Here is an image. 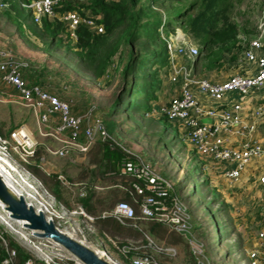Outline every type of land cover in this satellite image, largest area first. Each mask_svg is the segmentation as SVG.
I'll return each instance as SVG.
<instances>
[{
  "label": "built area",
  "instance_id": "1",
  "mask_svg": "<svg viewBox=\"0 0 264 264\" xmlns=\"http://www.w3.org/2000/svg\"><path fill=\"white\" fill-rule=\"evenodd\" d=\"M14 1L23 11L29 12L33 25H40L44 18L48 21L57 19L64 25L67 38L73 43L77 40V30L81 26L95 34L104 33L103 25L98 22L102 19L101 15H94L81 7L89 6L92 0ZM70 6L72 9L67 8ZM8 7V0H0L1 10ZM162 40L167 55L166 72L173 88L169 98L159 105V114L166 121L181 127L184 137L196 154L213 164L228 184L240 182L248 166L264 155V147L256 137L260 127L264 125V99L253 108H246L245 104L251 94L264 90V40L256 39L251 42L237 62L248 70L253 66L254 73L235 74L223 82H212L196 76L194 61L199 56V50L186 34L176 30L167 37L163 36ZM27 67L26 63L16 61L10 50L0 48V86L12 88L16 92L18 98L13 103H18L31 112L39 135L45 139H53L60 145L56 151L46 147L47 153L65 158L72 152L85 154L95 143L108 138L115 143L94 108L83 114L74 113L70 102L60 99L40 84L30 83L25 76ZM198 96L204 101H199ZM43 126L46 129H42ZM232 138L237 141L235 146L230 142ZM36 148L37 143L24 126L12 130L8 138L0 137V162L4 165L2 170L6 169L10 173L14 183L25 186L22 194L13 190L14 193L22 197L36 213H42L62 233L61 228L66 226L73 230L83 228L86 234L97 237L90 226L94 219L86 214L82 206L67 208L25 168L24 164L34 156ZM121 149L133 158L122 163L121 174L135 180L132 189L141 198L137 219L155 220L177 234H189L191 224L186 208L177 196L167 202L172 187L159 179L155 170L139 156ZM57 179L67 190L77 187L80 197L85 198L90 190L86 184L73 183L60 174ZM258 179L259 186L264 189V168L259 172ZM262 202L260 214L264 220V198ZM101 218L113 219L124 226L133 222L136 216L131 205L119 202L111 211L102 213ZM23 223L12 220L3 206L0 208V245L8 254L2 264H12L16 256L15 250L8 248L7 237L14 239L39 264H80L53 241L35 237V233L27 230ZM263 240L264 232H261V244L248 253L246 264H264V251H260ZM79 242L85 244V236ZM148 247H151L150 242ZM129 250L128 246L122 248L124 253ZM101 255L111 260L105 252ZM196 260L198 264H211L205 256L197 257ZM131 262L158 264L153 257L140 255L133 256ZM26 264L36 263L28 260Z\"/></svg>",
  "mask_w": 264,
  "mask_h": 264
},
{
  "label": "rangeland",
  "instance_id": "2",
  "mask_svg": "<svg viewBox=\"0 0 264 264\" xmlns=\"http://www.w3.org/2000/svg\"><path fill=\"white\" fill-rule=\"evenodd\" d=\"M189 1L192 0H165L163 4L155 5L156 10L161 15L162 24L158 29L159 45L164 44L163 36L167 37L175 33L176 30L185 34L182 21L173 18L178 13L179 6L185 5ZM224 1L229 9V18L238 26L234 46L227 47L228 50L230 49L229 52L224 50L221 52L223 62L219 68H216L220 70L216 73L222 74V78L227 79L230 77L231 68L236 67V60L240 53L245 51L254 40H264V0ZM83 6L81 7L83 8ZM8 8L0 9L2 28L0 34L5 38L7 37V43L3 39L7 45L5 49L11 51L14 59L28 65L25 71V76L27 74L29 76L28 81L32 83L36 81V84L46 87L60 99L70 102L74 112L83 114L92 108L97 110V115L102 118L107 132L111 133L110 136L115 140V143L137 156L140 154L139 157L155 170L159 179L172 187L170 193L174 192L173 195L177 196L186 208L191 224L189 234L181 236L167 234L163 242L156 240L153 235H140L139 232L136 237L128 238L133 231H129L128 236L107 238L97 233L98 229L93 222L90 226L97 237L86 234L83 228L73 230L64 226L61 228L63 233L77 241H82V236H85L86 246L100 255L105 252L110 256V261L118 262L117 264L121 263L110 251L108 243H114L118 240L128 242L136 248L140 247L142 242L143 244L147 243L148 247L150 242L151 247L148 248L152 250L151 255L158 264H198L196 258L202 256H205V259L209 260L211 264L248 263V253L260 246L259 234L264 232V220L260 214L264 189L258 184V175L261 170L234 185L228 184L210 162L196 154L184 137L181 127L166 121L159 114V105L169 98L173 88L168 80L167 66L156 69L158 86H156L154 100L152 99L149 105L147 102L140 105L135 113L117 115L114 118H103L102 114L108 112V108L111 107V111H114L112 109L113 101L122 89L120 73L116 72L118 55L113 58L107 75L101 80H94L78 61V58L73 55L75 43L68 40L66 34L62 37L65 42V49L60 48L47 56L39 49L38 39L33 37L30 43L36 46L38 50L33 49V52H29L31 47L25 44L17 32L16 26L12 25L5 15L6 13L11 14L10 8ZM23 14L27 16L29 12L24 10ZM11 16L16 17L14 14ZM50 21L59 22L57 19ZM171 21L174 22V26L168 27ZM30 24L32 25L31 22ZM40 25L35 26L39 27ZM192 42L199 50L202 58L200 63L194 67V72L198 78H204L203 72L210 66L208 53H202L200 45L194 40ZM235 56L234 61L230 60ZM126 60L127 56L123 58L122 65L126 63ZM122 65L119 66V69ZM14 100L15 98H12L7 91L0 89V128L5 133L3 135L7 136L14 128L24 126L32 135V139L37 143L38 148L49 147L56 151L60 145L53 139H45L39 135L34 116L28 109L18 103H13ZM149 106L152 111L150 115L145 116L144 111ZM42 129H46V127L43 126ZM0 137L3 138L1 135ZM10 153L14 158L16 157L12 152ZM42 158L33 163H39L42 172L53 176L52 178H57L60 174L73 183H75L73 173L68 171L80 165L79 176L84 168L88 169V166L92 164L89 153L81 155L72 152L65 158H58L42 151ZM42 164L45 165L42 166ZM3 166L0 162V176H4L6 184L10 185V182H14L10 173L6 169L2 170ZM51 166L64 170L57 174L47 173L46 169ZM90 170H95V168L90 167ZM90 170H87V173L83 171V173L89 175ZM31 175L40 182L32 173ZM87 180L86 182L90 184L91 178ZM14 184L24 191V185L21 183ZM101 184L107 190L113 187L112 180L103 181ZM83 199L85 198L78 197V193H76L74 202L68 203L69 208L74 209L81 205ZM132 224L135 225L133 222H128L124 226L128 227ZM103 230L110 233L108 229L104 228ZM12 240L19 245L14 239ZM262 246L260 251H264V240Z\"/></svg>",
  "mask_w": 264,
  "mask_h": 264
},
{
  "label": "trees",
  "instance_id": "3",
  "mask_svg": "<svg viewBox=\"0 0 264 264\" xmlns=\"http://www.w3.org/2000/svg\"><path fill=\"white\" fill-rule=\"evenodd\" d=\"M164 1L92 0L89 6L83 7L85 11L88 10L94 15H101L102 19L98 22L103 25L104 33L95 34L83 26L78 28L73 55L78 58V61L94 80H101L107 75L113 58L118 55L116 72L120 73L122 89L113 101L112 109L114 111H111V107L108 108L109 111L102 114L103 118H114L117 115L135 113L140 105L146 102L149 105L152 102L156 86H158L156 69H162L167 64L165 45L158 44V29L162 24L161 15L155 8V5L163 4ZM8 2L10 13L16 15V17L11 16L9 13L5 15L10 23L16 26L19 36L27 46L38 49L30 43L32 38L35 37L40 44L39 49L48 56L60 48L65 49V42L62 37L66 34L67 38V33L61 22H50L44 18L39 27L31 25L30 15L25 16L16 1L8 0ZM67 8L72 9L71 6ZM228 12L229 9L224 0H192L179 6L178 13L173 18L181 20L185 34L200 45L202 53H208H206L210 61L208 68H219L221 62H223L221 52L223 50L229 52L230 49L228 50L227 47H232L235 44L234 39L238 26L229 18ZM192 13L194 14L191 15ZM173 23L171 21L168 27H173ZM216 50L217 52H215ZM125 56H127V60L122 65ZM201 59L199 53L194 61V67L200 63ZM235 59L236 56L230 60L234 61ZM120 65L122 66L119 69ZM26 77L29 78L28 74ZM151 111L150 106L147 107L144 111L145 116L150 115ZM109 124L112 125V123ZM9 133L4 136L5 133L0 128V135L3 138H8ZM42 151L47 153L46 147H37L34 156L24 166L58 202L69 208L63 185L57 178H52L53 176L42 172L39 163L33 164L34 161L41 160ZM88 153L92 164L88 166V169L84 168L83 171L87 173L90 167H94L95 170H90L89 175L82 171L76 179L86 180L91 178L89 182L92 183L99 177L102 181L112 180L113 182V187L109 189L106 197L97 196L90 191L85 199L81 201L84 211L94 219L95 226L105 225L127 236L133 231L128 238L136 237L138 232L140 235H153L160 242L165 241L167 234L181 236L155 220L140 221L137 219L141 198L133 192L132 184L135 180L121 174L122 163L127 159H133L130 155L110 138L95 143L87 153L81 155H87ZM118 192L123 194L121 199L116 198ZM173 194L175 193H170L167 202L172 201L175 196ZM119 202H126L133 207L136 216V219L133 220L134 226L132 224V226L125 227L113 219L101 218L102 213L111 211ZM127 232L129 233L127 234ZM7 239L8 248L15 250L16 253L12 264H26L28 260L39 264L29 252L22 249L12 239L8 237ZM125 246L130 247V250L124 253L122 248ZM108 247L121 264H132L131 258L136 255L152 257V250L147 247V243L143 244V242L137 248L125 241L108 243ZM7 257L8 254L5 248L0 245V264Z\"/></svg>",
  "mask_w": 264,
  "mask_h": 264
},
{
  "label": "water",
  "instance_id": "4",
  "mask_svg": "<svg viewBox=\"0 0 264 264\" xmlns=\"http://www.w3.org/2000/svg\"><path fill=\"white\" fill-rule=\"evenodd\" d=\"M0 203L12 220L25 222V228L35 237L49 239L66 250L80 264H114L85 244L59 231L54 223L47 221L42 213H36L17 196L0 177Z\"/></svg>",
  "mask_w": 264,
  "mask_h": 264
},
{
  "label": "crops",
  "instance_id": "5",
  "mask_svg": "<svg viewBox=\"0 0 264 264\" xmlns=\"http://www.w3.org/2000/svg\"><path fill=\"white\" fill-rule=\"evenodd\" d=\"M1 30H2V28H1V25H0V32H1ZM0 39H1V42H0V48H7V45L5 44V42L7 43V37L5 38V36H3V35H1L0 34ZM5 40V42H4V40ZM33 49H36V48H31L30 50H29V52L30 51H32ZM36 50H38V49H36ZM33 52V51H32ZM241 54L242 53H240V55H239V57H238V59L240 58V56H241ZM47 55V54H46ZM43 56H45L44 54H43ZM48 56V55H47ZM238 59L236 60V67H233V68H231L232 69V71H231V74H230V76H232V75H235V74H247V73H254V71H255V68L253 67V66H251L250 67V70H248V69H246V68H244L243 66H241V65H239L237 62H238ZM236 68V69H235ZM216 71L217 72H219L220 70H218V69H216V68H207L206 69V71L204 70V72H203V74H204V78L205 79H207V80H209V81H212V82H223L224 80H226L225 78H222L223 76H222V74H218V73H216ZM29 80V79H28ZM29 82H31V81H29ZM32 83V82H31ZM33 83H36V81H34ZM0 89H3L5 92L7 91L8 93H9V95H11L12 96V98H18L17 97V94H16V92L12 89V88H8V87H5V86H0ZM264 99V90H261L260 92H258V93H253V94H251L247 99H246V102H245V104H246V108H253V107H255L257 104H259L262 100ZM198 100L199 101H204V99L203 98H200L199 96H198ZM8 101H10V100H8ZM97 111V110H96ZM74 113H76V114H80L79 112H74ZM97 114V113H96ZM257 140L259 141V143L261 144V145H263V147H264V125H262L261 127H260V130L258 131V133H257ZM230 142H231V144L233 145V146H235L236 145V143H237V141L235 140V138H232L231 140H230ZM139 156H140V154H138ZM264 155H263V157L261 158V159H259L258 161H256V162H253V163H251L249 166H248V168L245 170V172H244V175H243V179H241V181H243L244 179H247V178H249V177H251V175H254L256 172L258 173V170H261L262 168H264ZM42 161H43V158H42ZM263 161V162H262ZM45 165V164H44ZM43 164H42V166H44ZM213 165V164H212ZM49 169V170H48ZM80 165L79 166H76L75 168H72V170L70 171H68V169H67V171L68 172H71V173H73V178L75 179V180H79V181H75V182H77V183H80V184H86L87 186L89 185V189L95 194V195H97V196H104V197H106V195L108 194V191L109 190H107L105 187H102V179L101 178H97L95 181H93L92 183L90 182V184L88 183V182H86V181H88L87 179L86 180H82V179H76L77 178V175H78V173H79V171H80ZM63 171L64 169H61V168H56V167H54V166H51V167H49V168H47L46 169V171H47V173H54V174H57L58 172H60V171ZM260 172V171H259ZM222 177V176H221ZM223 178V177H222ZM224 179V178H223ZM115 186V185H114ZM78 191H79V189L77 188V187H75V188H73L71 191H68V190H64V194H65V198H66V200L68 201V203H73L74 202V197H75V194L76 193H78ZM70 193H73V194H70ZM70 195V196H69ZM78 197H79V193H78ZM103 197V198H104ZM123 197V194L121 193V192H118V196L116 195V198L117 199H121ZM80 206H82V203H81V205ZM97 227V233H102L103 234V236L104 237H112V236H121L122 235V233H120V232H116V231H114L113 229H111L110 227H107V226H105V225H99V226H96ZM108 229L109 231H110V233L109 232H107L106 230H103V229ZM114 240H118V239H114ZM119 241V240H118ZM109 242V241H108Z\"/></svg>",
  "mask_w": 264,
  "mask_h": 264
},
{
  "label": "bare ground",
  "instance_id": "6",
  "mask_svg": "<svg viewBox=\"0 0 264 264\" xmlns=\"http://www.w3.org/2000/svg\"><path fill=\"white\" fill-rule=\"evenodd\" d=\"M2 177V179H3V181H4V183L6 184V182H5V177L4 176H1ZM9 180V179H8ZM10 182V181H9ZM7 185V184H6ZM12 191L13 190H15V191H17L19 194H22L23 193V190L20 188V187H18L16 184H14V183H11L10 182V185H7ZM14 192V191H13ZM0 208H2V206H1V203H0ZM23 225L25 226V222L23 223ZM69 236V235H68ZM69 237H71V236H69Z\"/></svg>",
  "mask_w": 264,
  "mask_h": 264
}]
</instances>
